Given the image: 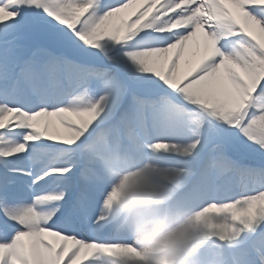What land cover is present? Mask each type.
I'll use <instances>...</instances> for the list:
<instances>
[{"label": "snow or ice", "instance_id": "6c2138e0", "mask_svg": "<svg viewBox=\"0 0 264 264\" xmlns=\"http://www.w3.org/2000/svg\"><path fill=\"white\" fill-rule=\"evenodd\" d=\"M149 171L192 264H264V0H0V264H146Z\"/></svg>", "mask_w": 264, "mask_h": 264}, {"label": "clouds", "instance_id": "9594fccd", "mask_svg": "<svg viewBox=\"0 0 264 264\" xmlns=\"http://www.w3.org/2000/svg\"><path fill=\"white\" fill-rule=\"evenodd\" d=\"M148 177V183L132 184L111 211L121 214V223L146 264H192L193 255L208 243L195 229V211L164 208L160 178L151 173ZM112 178L119 185L120 175Z\"/></svg>", "mask_w": 264, "mask_h": 264}, {"label": "rangeland", "instance_id": "374dc122", "mask_svg": "<svg viewBox=\"0 0 264 264\" xmlns=\"http://www.w3.org/2000/svg\"><path fill=\"white\" fill-rule=\"evenodd\" d=\"M149 167H153V166H149ZM125 172H126L127 174H124ZM141 172H144V169H143V168L141 169ZM149 173H151V174L156 175V176L159 177V175H158L157 173H154V172L149 171V172H147V173L145 174L144 178H143L139 183H148V179H149L148 174H149ZM117 175H120V177H121V181H124V180L127 179L128 181L132 182V181H135L136 178H137L136 170H135L133 167L126 168V169L123 170V171H119V172L117 173ZM159 178H160V177H159ZM134 184H135V183H134Z\"/></svg>", "mask_w": 264, "mask_h": 264}]
</instances>
